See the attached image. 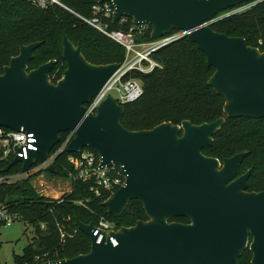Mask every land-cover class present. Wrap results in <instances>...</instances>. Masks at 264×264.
<instances>
[{"label": "water", "instance_id": "1", "mask_svg": "<svg viewBox=\"0 0 264 264\" xmlns=\"http://www.w3.org/2000/svg\"><path fill=\"white\" fill-rule=\"evenodd\" d=\"M109 1L112 23L122 16L146 23L151 39L186 31L205 54L207 66L214 67L208 85L224 98V115L201 124L168 121L128 130L121 123L124 106L111 96L95 113L85 114V104L119 63H90L80 45L64 35L66 68L53 82L54 59L28 70L41 42L21 45L0 69V127L32 132L36 149L26 159L13 158L4 172L20 163L27 174L46 160L60 133L73 132L66 152L88 148L101 166L118 164L125 172L124 184L102 202L107 212L119 217L137 199L148 218L104 232L100 242L93 223L76 221L90 240V250L38 264H237L246 248L251 264H264V189L246 191L250 171L234 178L246 152L225 158L222 167L217 158L203 153L226 117L264 118V51L210 26L218 13L249 0ZM47 171L54 174V166ZM18 185L23 187V181ZM179 216L189 222L171 221Z\"/></svg>", "mask_w": 264, "mask_h": 264}, {"label": "trees", "instance_id": "2", "mask_svg": "<svg viewBox=\"0 0 264 264\" xmlns=\"http://www.w3.org/2000/svg\"><path fill=\"white\" fill-rule=\"evenodd\" d=\"M60 1L65 8L54 6L41 10L34 7L30 0H0V69L8 64L12 56L18 54L21 45L40 41L41 44L28 61V70L54 59L56 62L50 74L58 70L59 79L66 68L62 57L64 35L73 44L80 45L82 54L90 63L123 62V47L83 19L90 16L95 0ZM244 5L249 6L243 11L218 18ZM110 26L127 29V25L119 22ZM210 26L227 36L242 37L249 46L264 51V0H249L220 12ZM150 31L149 26L143 34H136V39L151 40ZM152 58L161 68H155L149 73L133 72L130 75L141 81L143 94L137 100L123 104L121 123L126 129H150L168 121L180 124L183 120H189L193 124H201L224 115V98L208 85L214 67L207 66L205 54L188 35L157 50ZM66 134L60 133L61 140ZM242 151L247 154L241 172L248 167L252 168L248 190L264 189V118L226 117L224 125L214 134L212 145L203 149L205 155L219 158ZM67 156L65 151L57 156L54 162L55 173L50 175L69 177L73 169L67 162ZM8 163H0V176L21 172L20 164L4 172ZM34 175L22 180L23 187L18 185L19 182L0 183V203L34 229L32 242L23 249L22 254L15 256V264H38L87 253L90 240L78 229L76 221L95 223L98 217L103 216L119 228L132 226L138 220H146L142 204L137 199L130 200L119 217L108 213L102 205L108 194L95 196L91 184L81 180H71V190L59 198L40 195L30 184ZM78 201L82 204H78ZM175 220L188 222L185 217ZM1 226L4 224L0 223ZM61 231L65 234L63 240L60 237ZM250 259L251 252L246 249L237 264H251ZM0 264L3 263L0 261Z\"/></svg>", "mask_w": 264, "mask_h": 264}, {"label": "built area", "instance_id": "3", "mask_svg": "<svg viewBox=\"0 0 264 264\" xmlns=\"http://www.w3.org/2000/svg\"><path fill=\"white\" fill-rule=\"evenodd\" d=\"M30 2L34 7L41 10L54 6L65 8L60 0H30ZM247 7H237L223 14V16L243 11ZM113 12L114 7L109 0H95L91 7L90 16L83 18L88 25L112 41L118 43L124 49L123 62L106 80L91 100L85 104L86 115L95 113L100 104L108 96L113 97L120 104L137 100L143 94V86L139 79L131 77L130 75L133 72L149 73L155 68H161V65L152 58V54L162 47L187 35L186 31L174 30L157 39L139 41L136 39V34H143L148 29L149 25L146 23H134L132 20L129 23L130 18L122 16L116 22H119L121 25H127V29L111 28L110 25L113 24ZM57 73L58 70L50 74L51 81L54 79L58 80ZM73 137V132H67L63 140L60 139L57 143L59 145L56 149L51 150L44 162L32 166L27 174L18 172L8 176H0V183L4 181L12 183L20 182L29 175L47 171L48 167L54 166L57 156L63 151L66 152V147ZM34 142L35 138L32 132H26L23 129L16 131L0 127V163L4 161L10 162L16 156L26 159L28 151L36 149ZM67 162L73 169L72 173L69 175L70 180L75 179L89 182L95 196H102L104 194H108L109 196L125 182L126 175L122 166L118 164L101 166L98 155L88 148L81 149L78 154L68 153ZM60 196L61 195L54 198H59ZM77 203L82 204L81 201ZM16 220H20L19 216L10 213L6 207L0 203V223L10 225ZM93 226L95 227L94 235L99 234L97 242L101 241L104 232L108 233L109 231L117 229L113 222L103 216L98 217L96 222L93 223ZM60 237L61 240L64 239V232H60ZM110 242L114 245L116 244L114 237H110Z\"/></svg>", "mask_w": 264, "mask_h": 264}, {"label": "rangeland", "instance_id": "4", "mask_svg": "<svg viewBox=\"0 0 264 264\" xmlns=\"http://www.w3.org/2000/svg\"><path fill=\"white\" fill-rule=\"evenodd\" d=\"M244 6L247 7L248 5ZM35 175L31 178L30 184L38 194L45 197L54 198L71 189L69 177L52 176L48 171H41ZM33 236V227L21 220L13 221L10 225L1 226L0 261L3 264H15V256L22 254L23 249L32 242Z\"/></svg>", "mask_w": 264, "mask_h": 264}, {"label": "flooded vegetation", "instance_id": "5", "mask_svg": "<svg viewBox=\"0 0 264 264\" xmlns=\"http://www.w3.org/2000/svg\"><path fill=\"white\" fill-rule=\"evenodd\" d=\"M242 152H246V151H242ZM239 153V152H238ZM236 154V153H235ZM246 154H247V152H246ZM234 155V154H233ZM233 155H231V156H233ZM206 156H208V155H206ZM231 156H229V157H231ZM246 156V155H245ZM245 156H244V158H245ZM211 157H213V156H211ZM229 157H223V158H219V157H215V158H217L218 160H219V162H220V167H222V165H223V161H224V159L225 158H229ZM244 158H243V160H242V162H241V164L239 165V167H238V169H237V173H236V175H235V177L234 178H237V177H239V176H241V175H243V174H245L247 171H250V173H249V176H248V180H247V189H246V191H248V192H253V191H251V190H248V182H249V178H250V175H251V170H252V168L251 167H248L247 169H245L244 171H242L241 172V166H242V164H243V162H244ZM233 178V179H234ZM232 179V180H233ZM231 180V181H232ZM230 182V181H229ZM263 190V189H262ZM262 190H260V191H262ZM254 192H258V191H254ZM142 204V203H141ZM143 207V206H142ZM145 212V211H144ZM146 215V214H145ZM179 217H184V216H179ZM179 217H173L172 219H171V221H176L175 220V218H179ZM186 218V217H185ZM148 218L146 217V220H147ZM187 219V221L189 222V219L188 218H186ZM177 222H180V221H177ZM188 222H182V223H188ZM246 249H248V248H246ZM245 249V250H246Z\"/></svg>", "mask_w": 264, "mask_h": 264}, {"label": "crops", "instance_id": "6", "mask_svg": "<svg viewBox=\"0 0 264 264\" xmlns=\"http://www.w3.org/2000/svg\"><path fill=\"white\" fill-rule=\"evenodd\" d=\"M70 190H71V189L67 190V192L70 191ZM55 197H58V196H55Z\"/></svg>", "mask_w": 264, "mask_h": 264}]
</instances>
